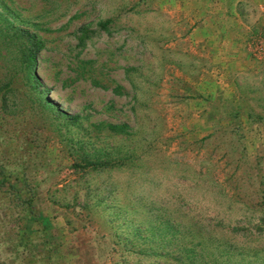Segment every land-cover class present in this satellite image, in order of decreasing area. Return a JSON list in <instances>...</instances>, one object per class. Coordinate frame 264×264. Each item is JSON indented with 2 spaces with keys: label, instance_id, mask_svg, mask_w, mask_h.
<instances>
[{
  "label": "rangeland",
  "instance_id": "1",
  "mask_svg": "<svg viewBox=\"0 0 264 264\" xmlns=\"http://www.w3.org/2000/svg\"><path fill=\"white\" fill-rule=\"evenodd\" d=\"M8 8L29 19L12 28L43 39V96L81 116L53 119L0 67V161L23 163L52 258L193 264L192 248L195 264H264V0H0L13 20ZM83 159L105 164L74 165ZM159 218L176 233L156 232ZM168 238L156 257L136 252Z\"/></svg>",
  "mask_w": 264,
  "mask_h": 264
},
{
  "label": "trees",
  "instance_id": "2",
  "mask_svg": "<svg viewBox=\"0 0 264 264\" xmlns=\"http://www.w3.org/2000/svg\"><path fill=\"white\" fill-rule=\"evenodd\" d=\"M140 1L145 2V0ZM6 12L13 17V20L6 15L2 16V13H0V19L3 20V23L0 24V67L4 68L2 76L7 80V83H10L14 74H20L23 86L38 98H42L43 103L40 105L51 113L53 119H57L61 123L69 122L78 125L81 119L79 114H69L60 108L59 105L43 96V93H46L48 89L40 88V80L36 73L37 56L44 48L43 39L26 27L12 28L13 23L17 20L26 25V23H29V19L22 17L14 9L8 8ZM109 22L110 20L106 19L99 22L98 26L110 32L111 29L107 26ZM89 34L87 29L81 27L77 35V45L82 47ZM83 70L81 66L76 65L78 76L81 77L84 74ZM92 82L96 83L95 80ZM4 85L8 88V84L4 83ZM5 92H2V86L0 85V105L4 113L9 111L7 92ZM13 101L12 99V103ZM14 103L16 104L17 102L14 101ZM234 115L236 116V114ZM104 128L111 133L123 132L125 125L107 123ZM103 164L105 163L93 159H83L82 163L78 161L74 163L76 167H91L92 169H96L98 166L102 167ZM23 168L24 165L21 162L3 163L0 161V206L3 205V208H6V212H0V253H8L5 255V259L0 261V264H66L65 261L58 260V257L52 258V253H59L58 245L47 239V228L40 223L41 221L37 217L38 212L33 210V194L27 186ZM257 220L264 225V213L259 214ZM158 221L160 228L155 226L156 232H164L169 236L176 233L171 219L165 218L162 220L159 218ZM34 223H36V229L31 227ZM133 230L137 231V228H133ZM149 230L152 232V225H150ZM35 231L42 232L39 241L32 239V234ZM133 233H136V237H143L137 232ZM151 236L153 238L156 237L155 235ZM159 245L161 250H164L167 245H172V243L170 244L168 238L163 245L160 243L150 245L148 250L141 244H137L136 252L156 257L161 250L153 248ZM135 246L132 245L128 249L135 250ZM185 251L187 254L185 261L195 264L194 250L185 248ZM206 251L209 254L212 253L209 250ZM23 259L26 262H22Z\"/></svg>",
  "mask_w": 264,
  "mask_h": 264
}]
</instances>
